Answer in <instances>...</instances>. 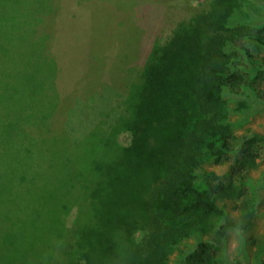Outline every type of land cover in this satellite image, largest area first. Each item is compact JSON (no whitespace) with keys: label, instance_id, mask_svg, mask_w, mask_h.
<instances>
[{"label":"trees","instance_id":"1","mask_svg":"<svg viewBox=\"0 0 264 264\" xmlns=\"http://www.w3.org/2000/svg\"><path fill=\"white\" fill-rule=\"evenodd\" d=\"M74 1L87 8L90 0ZM125 1L104 0L113 13L129 8ZM186 11L172 26L161 9L140 28L133 55L96 67L83 98L112 88L123 113L95 126L100 153L87 163L83 194L64 201L41 193L37 212L17 221L0 212V264H264V233L248 235L258 217L264 226V132L247 127L264 112V0H202ZM102 14L92 10L95 21ZM167 21L168 37L156 34L139 62L144 36ZM49 124L45 138L62 132ZM231 232L234 257L225 250Z\"/></svg>","mask_w":264,"mask_h":264},{"label":"rangeland","instance_id":"2","mask_svg":"<svg viewBox=\"0 0 264 264\" xmlns=\"http://www.w3.org/2000/svg\"><path fill=\"white\" fill-rule=\"evenodd\" d=\"M201 1L162 0L161 5H145L126 0L129 8L113 13L114 6L104 0H90L87 8L75 5L74 0H0V212L17 221L22 213L37 212L36 199L41 193L48 199L62 196L64 201L83 194L87 163L100 153L101 137L94 134L95 126L101 121L104 128L123 113L117 107L121 95L112 88L83 98L84 88L97 81L96 67L103 59L109 61V67H116L122 53L133 55L139 32L146 22L153 26L147 19L161 9L169 13L174 26L179 17L188 16L187 6H199ZM42 10L44 16L39 15ZM92 10H102L106 26L102 17L93 19ZM51 13L54 17L44 23ZM48 25L53 32L49 41L48 33L41 31ZM171 29L167 21L160 32L153 30L144 36L139 62L145 60L154 36L158 34L162 42ZM47 41L49 54L44 51ZM53 121L61 123L62 132L45 138L42 134L53 128L49 124ZM247 127L263 133L264 112L253 117ZM117 138L122 145L129 141L126 133ZM212 169L219 173L226 170ZM252 174L257 177L258 170ZM74 212L67 216L68 222ZM262 221L258 217L248 235L263 238ZM237 244V236L231 232L225 248L229 257L236 255Z\"/></svg>","mask_w":264,"mask_h":264}]
</instances>
